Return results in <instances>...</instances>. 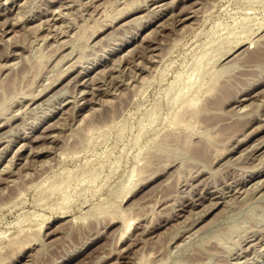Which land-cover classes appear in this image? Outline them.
<instances>
[{"label":"rangeland","instance_id":"1","mask_svg":"<svg viewBox=\"0 0 264 264\" xmlns=\"http://www.w3.org/2000/svg\"><path fill=\"white\" fill-rule=\"evenodd\" d=\"M257 46L264 0H0V264H264Z\"/></svg>","mask_w":264,"mask_h":264},{"label":"bare ground","instance_id":"2","mask_svg":"<svg viewBox=\"0 0 264 264\" xmlns=\"http://www.w3.org/2000/svg\"><path fill=\"white\" fill-rule=\"evenodd\" d=\"M187 18V17H186ZM181 19V18H180ZM178 22V21H177ZM184 26V25H183ZM258 47V46H257ZM254 48V47H253ZM228 52V51H227ZM226 52V53H227ZM250 52V51H249ZM223 52H221L222 54ZM250 57H259V59L263 60L264 59V47H258V48H254L251 52H250ZM220 54V53H219ZM248 54V53H247ZM233 55V54H232ZM246 55V54H245ZM249 56V55H248ZM249 57V58H250ZM254 57V58H255ZM218 58V57H217ZM257 59V60H259ZM218 61V60H217ZM242 61V60H241ZM243 61H244V58H243ZM248 61V59H247ZM250 61V60H249ZM254 61V60H253ZM251 62V61H250ZM220 63V62H219ZM261 64V63H260ZM225 70V69H224ZM261 81V80H260ZM246 89V88H245ZM241 91V90H240ZM253 92V91H252ZM234 95V90H232V88L230 87V85L228 86H225L223 85L219 92L217 90V93L216 95L214 96V102H216L215 104L217 105H221L223 104L224 102H228L229 100H231V97ZM212 96V95H211ZM234 97V96H233ZM237 97V96H236ZM211 101V100H210ZM213 101V100H212ZM193 102H195L194 100L190 101V104H192ZM238 102V101H237ZM189 104V105H190ZM227 104V103H226ZM210 107V106H209ZM213 113V112H212ZM180 118V117H179ZM178 122V120H175ZM180 122H181V119H180ZM175 123V122H174ZM179 123V122H178ZM177 124V123H176ZM262 129V128H261ZM243 136V135H242ZM239 143V142H238ZM205 154V151L203 152ZM263 179V178H262ZM125 223V222H124ZM127 224V222L125 223ZM124 225V224H123ZM126 226V225H125ZM129 227V226H128ZM127 229V227H125ZM127 231V230H126ZM123 232V231H122Z\"/></svg>","mask_w":264,"mask_h":264}]
</instances>
